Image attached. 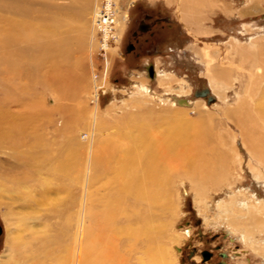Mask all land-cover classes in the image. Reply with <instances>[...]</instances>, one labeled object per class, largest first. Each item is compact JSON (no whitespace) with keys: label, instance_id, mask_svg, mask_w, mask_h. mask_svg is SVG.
<instances>
[{"label":"bare ground","instance_id":"1","mask_svg":"<svg viewBox=\"0 0 264 264\" xmlns=\"http://www.w3.org/2000/svg\"><path fill=\"white\" fill-rule=\"evenodd\" d=\"M97 1L68 0L62 3L59 0H0V81L6 99L13 96L21 100L32 94L28 89L33 86L36 88L38 84L39 88L43 85L62 101L74 104L58 107L63 117L65 112L70 113L64 118L63 126L74 128L81 124V112L89 109L88 105L84 104L87 108L82 110V102L79 100L86 90L88 75L86 70L81 74L77 73L79 66L84 69L86 67L83 61L78 60L75 64L71 62V48L76 45L82 49L85 45L89 31L86 17L91 5H95V11L90 32L92 31L93 39L97 33H102L105 39L103 48L105 47L106 51L110 46L109 41L115 36L121 37L128 22L126 13L123 20L118 18L120 15L115 16L112 13L113 0H107L108 5L104 10L113 22H104L105 15L102 8L98 7ZM169 1L176 5L206 7L219 0ZM246 1L247 5H259L262 0ZM38 2L42 5L37 6ZM134 2L135 0L132 1ZM185 12L186 18L198 16V10L193 7L187 8ZM239 13L249 14L250 8L245 7ZM235 45H230L233 47V54H238L243 59L248 58L247 65L253 69L249 71L253 84L246 91L244 98L240 97L234 107L223 111V118L240 128L244 144L251 150V154L260 160L259 165H264V51L258 52L255 46L251 51ZM246 54H249L248 57ZM235 67L243 72V66L240 64ZM229 71H220L218 79L214 76L216 81L221 83L223 90L229 89ZM39 72H43L42 75ZM93 79L95 85L92 99L96 103L94 112L92 111L93 119L90 121L93 135L94 132L101 134L110 129L115 132L93 138L92 143L97 142L100 149L96 151V159L93 157L94 161H91V168L88 169L91 174L89 185L87 183L89 188L85 190L82 199L78 200L69 192L66 195L64 181L55 182L59 175L65 176L74 171L75 161H78V148H71L66 159L64 157V160L58 163L51 161L52 164L40 161L42 151L24 155L27 161L22 162L26 168H42L36 183L39 190L33 186L27 188L23 183L18 184L24 187L21 200L33 208L31 213L39 216V213L43 212L40 215L41 224L37 229L10 232V254L4 260L0 259V264H171L167 242L164 241L167 226L162 221V216H167L173 207L171 198L169 199L172 190L170 183L177 178L188 177L193 187L202 192L206 188L205 184L202 185L203 181L214 184L221 182V166L214 163L215 160L210 155L215 149L206 146L210 140H215V136L213 131L204 130L210 123L215 125L216 119L199 106L195 108L198 116L194 119L181 111L162 116L155 113L154 116L152 108L146 106L145 102L150 96L149 88L142 83L138 90L139 96L137 99L134 97L133 105L125 102L124 106L119 107L124 109V116L114 122L110 120V124L108 120L98 119L99 92L100 89L107 90V80L98 81L95 73ZM210 95L214 97L211 90ZM204 98L208 103V97ZM193 104L189 102L188 106ZM26 106L29 108L24 114L21 112L7 115L4 111L0 113V143L8 141L12 143L11 147L14 143L17 146L19 140L28 136L33 138L32 146L40 148L44 145L43 138L46 137H42L36 129L29 126L37 119L33 111L44 110L40 107L41 101L35 99L31 104H26L25 108ZM133 107L136 110L132 109ZM108 111L112 112L113 109ZM43 112L44 115H49L45 110ZM214 125H210L211 128ZM4 128L6 132L3 131ZM159 128L162 130L158 131ZM222 137L220 135L218 140L216 139L217 142L221 145L227 144V136ZM73 145L79 146L77 142ZM1 168L0 165V171H3ZM43 170H46L47 174H44ZM254 172L257 180L264 178V171L259 168H255ZM64 176L65 179L68 177ZM19 177L22 181L29 180L25 173ZM15 180L17 179H13L14 183ZM71 181L73 182L74 178ZM13 186L10 185L7 189L10 190ZM53 193L55 198H51ZM199 202L203 203L202 200ZM233 204L235 201L227 205V210H231ZM239 204L244 208L241 212L245 213L249 204L245 201ZM256 207L259 216H249V211L241 216L244 219L240 220L239 231L246 240H259L255 233L248 232L245 225L248 220L254 221L253 226L264 232L261 228L264 225V217H261L264 215V201L259 202ZM8 209L14 214L17 213L12 205H9ZM31 213L22 212L21 217L14 220L17 224L36 221L38 217L34 218ZM28 231L30 237L27 241L25 238ZM261 245L264 248V241Z\"/></svg>","mask_w":264,"mask_h":264},{"label":"rangeland","instance_id":"2","mask_svg":"<svg viewBox=\"0 0 264 264\" xmlns=\"http://www.w3.org/2000/svg\"><path fill=\"white\" fill-rule=\"evenodd\" d=\"M37 1L41 2L42 0ZM132 1H112V13L115 16L116 14L120 15L118 18L121 20L126 13L129 23L126 24L127 27L124 28L121 37L115 36L113 40L109 41L111 47L109 46L107 51L104 49L105 47L103 48L105 39L102 33H97L93 39L92 31L90 32L95 5H91L90 12L86 17L89 31H87L84 47L80 49L75 45L71 48V62L75 64L80 60L86 67L84 69L79 66L76 70L77 73L81 74L86 70L88 75V87L85 86L86 90L83 91L79 100L82 102V110L86 107L84 104L88 105L89 109L81 112L82 122L79 126H74L75 129L63 126L64 118L70 113L65 112L63 117L62 111L58 108L64 104L74 105L73 103L62 101L43 85L39 88V84L36 88L33 86L32 89H28L32 94L26 98L19 100L12 96L6 99L7 96L0 81V103L3 102L0 108L1 114L3 111L7 112V115L27 112L29 106L25 108V105L31 104L35 99L41 101L40 107L49 113V115H44V110L33 111L37 119L34 118L36 120L33 125H29L32 126V129H36L42 137H46L43 138L45 142L40 148L32 146L33 138L28 136L19 140L17 146L14 143L11 147L12 143L8 141H3L4 144L0 143V165L3 170L0 171V228L2 229L0 259L4 260L10 254L8 246L10 232L37 229L41 224L42 216L40 217V215L43 212L39 213V216H35L36 213H31L32 207H28L29 205L21 200L24 187L18 184L23 183L24 186H28L27 188L33 186L39 190L36 183L42 168L39 166L26 168L22 162L27 161L24 155L42 151L40 161H47V164L51 161L58 163L66 159L71 148H78V161H75L77 167L74 165V171L72 169V173L65 175L68 176L66 179L63 178L64 174L59 175L55 182L62 183L64 181L66 195L69 192L78 200L82 199L85 190L89 188L91 174L88 169L91 168V161L96 159V151L100 149L97 142H92L95 137L99 138L101 134L109 135L115 132L110 129L101 134L94 132L93 135L90 121L93 119L96 106L92 99L95 73L98 81L107 80V90L100 89L99 92L98 119L100 120H108L110 123V120L114 122L115 119H121L124 116V109H119V107L124 106L125 102L133 105V100L139 96L138 90L143 85L142 83L149 88L150 96L145 102L146 106L149 105L152 108L154 116L181 111L188 114L189 118L194 119L198 116L195 108L199 106L216 119L215 125L210 123L204 130L206 132L213 131L212 134L215 136V138L212 137L215 140H210L206 146L215 149V152L211 151L210 155L215 160L214 163H219L221 166V182L214 184L203 181L202 185L205 184L206 188L202 192L197 191L199 188L196 187V190L193 187V183L188 177L177 178L170 183L172 190L169 199L171 198L173 207L167 216H162V221L167 226L164 241L167 242L168 259L171 264H219L222 261V253L228 255V258L224 259L228 264H264V248L261 245L264 241V232L259 231L260 229L257 230V226H253L254 221L250 220L247 222L249 224L245 222L247 230L250 234L255 233L259 240H246L239 231L240 220L244 219L241 216H244L248 211L249 216L251 214L255 216L258 214L256 206L259 205V202L264 201V178L257 180L254 172L255 168H259L263 172L264 165L261 163L259 165L258 161L260 160L251 154V150L244 144L240 128L223 118V111L234 107L240 97L244 98L247 95L246 91L253 84L252 78L249 77L253 69L247 65L248 58L243 59L238 54L234 55L233 47L230 45H235L236 41L235 46L239 48L242 46V48L252 51V47L255 46L258 52L264 51V0L260 1L259 5H247L246 0H219L214 5L206 7L176 5L169 0H135L134 3ZM40 2L37 6L42 5ZM59 2L64 3L68 0H59ZM97 3L100 9L106 10L107 0H98ZM189 7L198 10V16L186 18L185 11ZM245 7L250 8V13L240 14L241 9ZM148 16L150 19L147 20ZM140 23L149 25L150 29L145 33H138L140 32ZM131 45H133V49L130 48ZM248 55L245 56L248 57ZM237 64L243 66L244 73L235 67L238 66ZM149 66L155 69L154 78L149 74ZM223 69L231 72V78L227 81L228 85L226 83L229 87L227 90H223L221 83L215 79V77L218 79L219 73ZM40 72L39 74L42 75L43 72ZM161 82H165L166 85ZM204 88L211 90L212 95L217 99H215V103L209 105L204 97H196V91ZM221 96L224 98H220ZM178 99L186 100L187 104L181 105ZM189 102L194 104L188 106ZM111 109L113 111L109 112L108 110ZM132 109L136 110L134 107ZM132 109L130 108V110ZM121 114L123 115L121 116ZM210 125L214 126L211 128ZM161 130V128L158 129V131ZM3 131L6 132V129L4 128ZM28 131H30L29 127ZM220 135L221 138L223 135L227 136V144L221 145L217 142ZM73 141L77 142L79 146H74ZM6 168L10 170L7 171ZM43 172L47 174L46 170ZM22 173H25L29 180L22 181L19 177ZM13 179H17L15 183ZM10 185L14 186L8 190ZM52 196L51 198H55L54 193ZM37 198L39 197L37 196ZM200 200L203 203L199 202ZM242 200L249 204L245 213L241 212V209L244 208L239 204L243 202ZM233 201L235 204L231 205V210H227V205ZM219 202L221 206H219ZM9 205L16 208V214L9 211ZM229 211L232 212L229 213ZM22 212L31 213L32 216H35L34 218L38 217V219L28 221V224L18 223V225L14 219L21 217ZM261 228L264 230V225ZM28 237H30L29 231L26 233L25 240L28 241ZM205 252L212 253V257L206 259L203 255Z\"/></svg>","mask_w":264,"mask_h":264},{"label":"water","instance_id":"3","mask_svg":"<svg viewBox=\"0 0 264 264\" xmlns=\"http://www.w3.org/2000/svg\"><path fill=\"white\" fill-rule=\"evenodd\" d=\"M148 71H149L150 76L153 77L154 76V70L151 69V68H148ZM195 95L197 97H208V103L209 104H212L215 101V98L210 95L209 88H204L202 90H197L196 93H195ZM178 101H179V103L181 105L187 104V101L186 100H178ZM1 232H2V229L0 228V233ZM223 257L224 258H227V254H224ZM223 264H227V263L224 262Z\"/></svg>","mask_w":264,"mask_h":264},{"label":"flooded vegetation","instance_id":"4","mask_svg":"<svg viewBox=\"0 0 264 264\" xmlns=\"http://www.w3.org/2000/svg\"><path fill=\"white\" fill-rule=\"evenodd\" d=\"M148 19H150V16H148V18H147V20ZM129 23V20H128V22H127V24ZM126 27H127V25H126ZM150 29V26L149 25H147V24H143V23H140V25H139V31L140 32H138V33H145V31H147V30H149ZM137 34V33H136ZM138 35V34H137ZM131 49H133V45H131V47H130ZM148 68H151V69H153V67H151V66H149ZM154 70V76H153V78L155 77V69H153ZM202 90V89H201ZM224 254H226V253H222L221 254V257H222V261L219 263V264H223L224 262H226L227 263V261H225L224 259V257H223V255ZM205 257H206V259H207V257H212V253H210V252H205L204 254H203ZM227 258H228V255H227ZM226 258V259H227ZM231 258V257H230ZM233 259V258H232ZM234 260V259H233ZM228 264V263H227Z\"/></svg>","mask_w":264,"mask_h":264},{"label":"built area","instance_id":"5","mask_svg":"<svg viewBox=\"0 0 264 264\" xmlns=\"http://www.w3.org/2000/svg\"><path fill=\"white\" fill-rule=\"evenodd\" d=\"M103 12H104V15H105L104 22H106V21L107 22L108 21L113 22L112 18L110 19V16L106 14V11L103 10Z\"/></svg>","mask_w":264,"mask_h":264}]
</instances>
